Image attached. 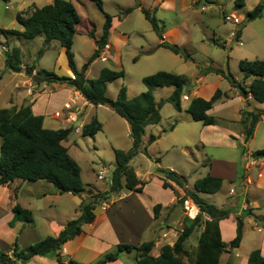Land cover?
Instances as JSON below:
<instances>
[{"label":"trees","instance_id":"trees-1","mask_svg":"<svg viewBox=\"0 0 264 264\" xmlns=\"http://www.w3.org/2000/svg\"><path fill=\"white\" fill-rule=\"evenodd\" d=\"M8 2L9 0H2ZM102 10L101 0H91ZM235 5L241 7L244 0H234ZM139 4H135L138 6ZM264 1H259L250 11L246 13L248 21L258 18L262 15ZM132 8H127L129 12ZM146 20L150 23L152 30L156 35L162 38L161 28L154 14L148 9L140 6ZM104 22L102 25V34L95 39L96 49L94 50L90 61L99 55L100 48L107 43L109 29L111 27V15L103 12ZM16 20L23 26L21 31L15 29H2L3 33L20 35L27 39L38 35H44V43L47 45L51 40H57L63 48L67 57L68 68L74 78L59 77L53 71L39 70L32 74L34 66L26 70L28 76L33 75V80L54 82L67 79L68 84L77 90L88 102L93 105H107L117 115L122 117L129 124L130 137L132 145L129 149L123 150L114 148L115 167L110 176L109 189L104 192L90 194L81 199L78 206L79 215L76 218L68 220L56 236L47 235L37 242L31 243L24 248H19L17 240L13 243L12 254L0 250V264H16L28 262L34 256H50L59 264H88L69 258L64 261L60 252L65 243L83 231V224L91 223L94 218V207L99 199L105 198L108 194H118L122 190L141 192L146 181L140 179L134 168L130 165V160L139 152H145L146 147L142 141V135L145 127L150 124H157L161 120L160 107L163 101L173 104L177 111L181 110L182 88L187 83L188 78L181 73H174L165 70H159L142 77V83L146 89L139 94L127 98L126 87L121 86L116 97L111 98L106 95L107 83L123 77L124 72L108 67L101 68L99 75L93 79H86L84 70L81 71L75 66L74 54L71 50L73 37L79 32L78 24L81 21L77 8L70 0H52L41 7H33L28 14H16ZM241 31L236 32L235 37L239 38ZM94 39L91 30L87 33ZM159 46L164 47L171 52L182 56L185 60L189 54L176 43L162 41ZM6 67L13 72L21 70L20 49L13 47L11 52L5 56ZM239 68L243 73V78L253 77L249 92L252 97L264 103V59H241L238 62ZM207 71H215L218 74L224 73L215 68H202ZM227 78L232 86L238 88L243 94L245 89L231 75ZM173 86V92L166 98L157 102L153 91L156 87ZM223 95L220 89H216L210 99L202 97L191 98L186 112L191 115L195 121H200L203 125L214 124L215 119L208 111L213 107V103ZM227 95V92H224ZM241 123L244 128L245 137L248 139L252 135L255 124L264 115V111L244 110L241 112ZM102 124L96 118L92 117L89 122L82 126V135H93L101 130ZM172 126L169 127L171 129ZM73 131V126L65 128H47L43 125V116L34 114L29 105H22L18 108L0 109V186L13 182L17 179L36 181L45 180L52 183L60 193L79 194L84 190L80 168L75 159H73L63 140ZM157 139L156 135H150L148 143ZM253 158H263L264 148L257 149L252 153ZM161 185L163 188H170L175 197L176 203H182L183 200L190 199L199 209V212L192 218L183 216L182 228L178 233L173 244H164L157 256L151 254L153 247L152 241H143L139 244L118 243L113 251L107 252L95 264H104L118 258L121 252H132L135 254V264H218L223 252H230L238 247L242 239V219H236V234L230 242H224L221 239L219 231V220L229 215V209L217 208L213 204L205 202L197 192L215 193L223 182L220 177L206 174L194 181V191L184 190V196H180L178 191L169 182H174L178 187L183 188L186 180L183 176L177 175L170 169L158 168ZM91 192V191H90ZM175 203V204H176ZM161 204L157 203L153 207L154 218L159 215ZM13 219H22L20 213H25L19 205L14 208ZM27 214V213H26ZM25 214V215H26ZM207 216V218L204 217ZM192 216V215H191ZM264 227V218L259 219ZM197 227H201L196 237V247L189 250L185 246V241L190 237ZM186 258L189 262L185 261ZM230 264V263H227ZM248 264H264V257L259 249L252 250L248 255Z\"/></svg>","mask_w":264,"mask_h":264},{"label":"rangeland","instance_id":"rangeland-1","mask_svg":"<svg viewBox=\"0 0 264 264\" xmlns=\"http://www.w3.org/2000/svg\"><path fill=\"white\" fill-rule=\"evenodd\" d=\"M51 1L9 0L8 2H4L0 0V109L10 107L9 99H13L18 94L23 97V93L26 91L24 88H20L19 80H21V77L11 72L5 65L6 53L11 52L13 47L20 49L21 64H24L21 71L32 80L35 73L32 72L33 75L31 76L26 74V70L31 66H34L37 71L43 69L53 71L59 77L66 78L71 75L67 57L57 40H51L45 45L43 34L27 39L20 35L2 32V29L21 31L23 26L16 20V14H28L33 7H41ZM70 1L75 4L81 16V21L78 24L79 32L74 35L71 48L74 54L76 68L81 71L86 65L84 70L86 79L96 78L103 67L121 69L124 72L123 77L107 83L106 95L108 97H116L121 86L126 87L127 98L139 94L146 89L142 83V77L159 70L174 73L183 72L190 76L198 72V70L193 69L195 67L192 61L183 63L178 57H172L170 55L172 53L169 50L159 49L152 52L147 50L146 52V49H151L159 37L152 30L150 23L146 20L141 10L135 7L136 0H101L103 2L102 10L91 0ZM151 1L141 0L145 5L151 4ZM259 1L261 0H244V5L238 7L232 0H192L191 7L185 5L181 8L180 1L175 0L172 4L173 9L162 7L159 11L155 12L149 7L146 8L145 6V8L154 14L159 28L164 29V23H166V26L170 28H176L177 26L182 31L180 43L178 44L176 42V44L179 46L182 45L183 47H181L185 49L189 57L202 60L205 64L213 61V65L216 66L215 69L224 73L222 75L224 79L219 83V88L223 90L222 93L224 95V92L228 91V87L230 86L227 78L228 74H231L234 78L242 79V71L238 65L239 60L264 59V8L260 17L252 19L251 21H248L246 18V13ZM203 6H205V9L201 8ZM127 8L132 9L126 12L125 10ZM103 12L115 16L120 22L118 30L126 32L129 38L120 45L119 49L112 52V54L108 52L107 56L106 53V61H101L99 55L90 61V57L96 49V44L95 40L87 35V33L91 30L94 36V32L99 33L102 30L104 22ZM230 13H234L238 17L239 23L235 24L225 19V15ZM238 30L241 31V34L239 38H236L235 35ZM201 39H204L203 43L200 42ZM223 40L227 41L226 45L223 44ZM2 46L6 48V51L2 49ZM101 51L102 49L99 50V54ZM109 54L112 55L113 61L114 58H116V61L113 62ZM117 61H119L120 67H116ZM201 72L212 73L207 78L210 81H214L216 79L215 74H218L212 70L206 72L204 69H201ZM11 76L14 78L13 81L10 80ZM15 83L16 87L19 88L11 90L15 86ZM187 86L188 83L182 88L180 100L182 105L187 103V101L183 100V93H188ZM153 94L155 100L160 102L164 97L169 95V87H156ZM250 102L256 105L259 104L253 97L250 99ZM233 105L232 110L227 113L230 117L235 116L237 102H234ZM86 113L88 116L84 118L85 121L89 118L96 117L102 124L101 130L93 135H82L81 132H75L73 130L68 137V143L70 144L68 153L79 165L81 181L85 190L93 188V185L103 187L109 181L116 165L113 149L119 148L127 150L132 144L129 130L127 129V122L111 109L106 106H100L97 109L88 107L86 108ZM160 114L162 122L157 125H148L143 133L144 138H149L152 134H160V139L156 143L154 142L155 144L150 148H147V145H145L146 151L142 153L146 154L139 152L132 158L133 160L131 159V164L140 175H145L147 170L151 171L152 174L148 175L149 178H146L148 181L146 191L152 197L165 202L168 201L170 194L168 191H165L166 189L161 187L159 183L161 179L156 177L158 164L151 155H157L158 161L160 159L161 162L160 167L169 168L175 166L180 173H182V170L183 172L187 171L189 164L185 161V158L191 160V156L184 157L180 155V147L178 146L177 149V147H172L171 145L184 143V141L180 142L178 139L184 138L188 132L192 133L194 137H202L205 132L202 129V125L193 121L188 112L182 111L179 113L170 102L163 101L160 107ZM176 118L179 122H177ZM176 123H178L177 128L175 130H169V126ZM163 128L166 130L164 129L162 131ZM209 149H212L215 155L219 154L225 158H229L228 156L234 153L232 149L223 148L219 152L213 148ZM196 153L201 156L200 152ZM102 166H105L108 172L106 178L101 180L97 178V171ZM199 171L202 172V168L197 166L194 172H189V174L182 173L187 179L189 188L194 192V179L202 177ZM174 188L180 196H184V190H189L185 186L181 190L176 186ZM143 198L147 199L146 196H143ZM52 199L58 200L56 208L52 204L48 206V203H51ZM44 200V207L42 202H39L40 207L43 209L41 214L39 213L38 215L39 219L43 217L44 212L47 216H58L60 212L69 211L76 204L75 199L67 195L55 197L52 193L44 198ZM164 209V212L160 211L163 213L162 218L167 223V234L163 235V239L172 241L176 239L178 232L181 231L183 216L186 215L192 218L193 216L190 215V211L195 212V209L192 207V201L189 198L183 200L182 203L178 202ZM19 215L23 220H26V217L29 216L28 212L20 213ZM162 218L158 219L156 227ZM258 222L261 224L259 219ZM51 229L53 230L52 227ZM200 229L201 227H197L185 241V245L189 250L195 249L197 245L196 236ZM52 230L46 234L53 235ZM40 233L43 234L45 232L40 231ZM242 233L245 236L243 238V245L239 249V254L248 255L252 249L251 247H254V242L257 241L258 233L253 232L248 226H245L244 230L242 227ZM142 239L146 240L147 238L143 236ZM9 240V232L0 226V249H5ZM17 244L19 246L18 242ZM78 256L83 260H88L91 257L85 251H80ZM226 257L227 254H222L219 264H225ZM120 258L123 264H134V252H123ZM184 260L190 263L186 258ZM80 262L93 263L94 261Z\"/></svg>","mask_w":264,"mask_h":264},{"label":"crops","instance_id":"crops-1","mask_svg":"<svg viewBox=\"0 0 264 264\" xmlns=\"http://www.w3.org/2000/svg\"><path fill=\"white\" fill-rule=\"evenodd\" d=\"M174 1L152 0L151 4L145 5L143 2H141V0H136L135 4L138 3L139 5L135 7L140 9V6H146V8L149 7L150 9L157 12L162 7L166 9H173L172 4ZM179 1L181 3L180 5L182 6L181 8H183L185 5L191 7L192 0ZM233 1L234 0H232V2ZM111 18V27L109 29V35L107 39V43L110 48L108 52H110V54H112V52H114L116 49H119L120 45L126 42L129 38V35L126 32L118 30V26L120 24L119 20L116 19V17L113 15L111 16ZM161 32L163 39L159 38L158 41H156L151 47V49H146V52L147 50H150L151 52L159 49L168 50L164 47L159 46V43L162 41H167L169 43H180L182 31L177 26L176 28H170L169 26H166V23H164V29L162 28ZM101 34L102 30L99 33L94 32L95 37L93 40L98 39ZM223 41V44L226 45L227 41ZM200 42L203 43L204 39H201ZM113 46L115 47L112 49ZM171 53L172 54L170 55H172V57H178L182 60L183 63L192 61V64L195 67L192 68L194 70H198V72H195V75L192 76L181 72V74L186 75L188 78V93H183V95L188 96V99H183L184 101H187V103L185 105L181 104V110L179 111V113H181L182 111H186V108L191 98L193 97L210 99L215 90L220 89L219 83L222 81V79H224V76L215 74L216 79H214V81H210L207 78L211 76L212 73L201 72V69L216 68V66L213 65V61H210L209 64H205L202 62V60H198L196 58L189 57V59L185 60L182 56L173 52ZM110 57L112 59V55H110ZM114 61H116V58H114ZM23 67L24 64L22 63L21 68ZM116 67H120L119 61L116 62ZM36 71L37 70L34 67L33 73H36ZM13 73L18 74L21 77V80H19L20 88H24L26 91L23 93V97L18 94L14 96L13 99H9V102L11 104L10 107L18 108L22 105H29L34 114L43 116V125L47 128H65L71 124L70 126H73V130L76 126L79 127L78 131L74 130L75 132H81L82 126L90 121V118L86 121L84 119L88 116L86 113V108L91 107L92 109H97L100 106L108 107L107 105H93L92 103L88 102L77 90H75L68 84L67 79L54 82L37 80L33 81L31 78L27 77L21 70L19 72ZM241 77V80L237 77H235V79L243 86L246 91L245 94H243L238 88L232 86L229 82L230 86L228 87V91H225L228 92L227 95H222L220 98H218L213 103V107L208 111V113L215 119L214 124L203 125L200 121H195L191 118L193 121L202 125V129H204L205 132L202 137H194L192 133L188 132L184 138L178 139L180 140V142L184 141V143H179V145H177L176 143L171 146L177 147V149L179 146L180 155H183L184 157L191 156V160H187L185 158V161H187L189 166L187 171L183 172L182 170L183 174L194 172L196 170V167L200 166L202 168V172L199 171L201 174L200 176L210 174L212 176L220 177L223 179L222 185L217 192H197L198 196H200L205 202L213 204L217 208L230 210L229 215L226 218L219 220L218 222L221 239L224 242L228 243L234 238L236 234V219L237 217H239L240 219H242L243 230L245 229V226H248L253 232L258 233L257 241L254 242V247H251V251L254 249H259L261 255L264 257V227L258 222V219L264 218V157H252V153L255 150L264 148V115H262L260 120L255 124L252 135L248 139L245 137L244 128L241 123V112H243L244 110L254 109L264 111V103L259 102V104L256 105L253 102H250L252 94L249 92V86L253 77L243 78V73L241 74ZM10 80H14L13 76H11ZM166 87H169L170 95L173 92L174 87ZM15 88H19L16 87V83L11 90ZM167 97H164V99H166ZM66 101L71 102V111H64L61 117L55 118L53 112L61 107L62 104ZM234 102H237L235 116L230 117L227 113L232 110ZM108 108L111 109L110 107ZM94 113L96 112L94 111ZM68 114H70V116L73 118L75 117V119L71 122L66 121L65 119L67 118ZM176 120L177 122H179L177 118ZM161 122L162 119L157 124H160ZM170 126H172V128L169 130H175L178 126V123L172 124ZM147 127L148 125L145 127V129ZM127 129L130 133L128 123ZM164 129L165 128H163L162 131H164ZM156 136L157 139L155 141H153L152 143H148V138H144L143 134V144L147 145V148L152 147V145H154L160 139V134ZM68 137L69 135L65 140H63L62 143L69 150L70 144L68 143ZM209 148H213L218 152L223 148L232 149L234 150V153L230 154L228 156L229 158H225L219 154L215 155V152ZM196 152H200L201 156ZM141 154L146 153L141 152ZM156 156L157 155H151V157L155 158V162H157V167L159 168L161 162L160 159L158 161V158ZM132 160H130V165L134 168L137 176L140 179L146 181L142 191L134 192L130 190H122L118 194H108L105 198H103L109 202L106 209H102L99 205L96 206L95 204L94 220L91 223L83 224L82 233L75 238L67 241L63 246L60 255L65 262L67 259L73 258L85 262L94 261L93 263L88 264H95V262L98 259L102 258L107 252L113 251L118 243H131L137 245L143 241L153 242L151 254L153 256H157L164 244H173V242L175 241V239H173L172 241L163 239V233H167V223L162 218L163 213H161L165 211L164 208L175 205L176 197L173 191L170 188H164L166 189L165 191H168L170 194L168 201L165 202L159 201V199H156L148 194L146 191V187L148 184L146 178H149L148 175H151L152 173L150 170H147L145 172V175L138 174L136 168L131 164ZM160 168L173 170L177 175L183 176L186 180L185 187L191 191L185 175L180 173L175 166H171L169 168ZM156 177L160 179V174L158 172H156ZM196 179L197 178H195L194 181ZM169 182L173 186L178 187L174 182ZM109 183L110 179L107 183H105V185H103V187H96L95 185H93V188H89L87 190L84 189L82 192L76 195L69 192L60 193L52 183L41 179L36 181L17 179L8 184L1 185L0 226L7 232H9L10 240L7 247L0 250L5 252L10 251L15 240H17V242L19 243V248H24L28 244L37 242L45 235L47 236L46 233L52 230L51 227L53 228V236H56L68 220L76 218L79 215L80 212L78 210V206L81 202V199L87 197L91 193L94 194L97 192L107 191L109 189ZM159 183L161 185V180L159 181ZM50 193L55 195V197L59 195H67L75 199V207L69 209V211L60 212L58 216H47L44 212V214L42 215L43 217L39 219L38 215L39 213L41 214V211L43 210L40 207L39 202H42V205L44 207V198L49 196ZM143 196H146L147 199H144ZM57 199H52L51 203H48V206H51L52 204V206L56 208L58 204ZM100 200L102 199H99V201ZM157 203L161 204V208L159 210L158 217L154 218L153 207ZM16 205H19L23 210L28 212L29 216L26 217V220L13 219V208ZM192 207L195 209V212L190 211V215L193 216L199 212V209L193 202ZM19 217L22 218L20 215ZM204 217L207 218V216L205 215ZM160 218L162 219L159 220L156 227V223ZM40 231L45 233L42 234L40 233ZM143 236H146L147 239L143 240ZM244 236L245 235L242 233V239L238 247H235L230 252L222 253L227 254L225 264H248V255L251 251L248 253V255L239 254V249L243 245ZM80 251L88 252L91 257L88 260L81 259L78 256ZM122 253L123 252L119 253L117 259L108 261L104 264H123L120 258ZM222 254L220 258L222 257ZM16 264L59 263L50 256H34L26 263L17 261Z\"/></svg>","mask_w":264,"mask_h":264},{"label":"built area","instance_id":"built-area-1","mask_svg":"<svg viewBox=\"0 0 264 264\" xmlns=\"http://www.w3.org/2000/svg\"><path fill=\"white\" fill-rule=\"evenodd\" d=\"M201 8L204 9V6L201 7ZM225 19L227 21L233 22L235 24L236 23H239L238 17L236 15H234V14H227V15H225ZM2 49L6 51V48L4 46H2ZM100 49H102V51L99 54V58H100L101 61H106V59H107L106 58V53H108V51H109V45H108V43L104 44ZM71 77L74 78V75H71ZM183 99H188V96L187 95H183ZM71 109H72L71 102L66 101V102H64L62 104V106L60 108H58L57 110H55L53 112V115H54L55 118H59V117H61L63 115V112L64 111H68L69 112V111H71ZM74 119H75V117L73 118V117L70 116V114H68V116H67V118L65 120L68 121V122H71ZM74 130L75 131H78L79 130V127L76 126L74 128ZM107 172H108V169L105 166H102L97 171V178L98 179H101V180L102 179H105ZM96 204H98L102 209H106L108 207L109 202L107 200H105V199H102V200H100ZM165 234H167V233L166 232L163 233V235H165ZM8 253L11 255L12 254V250L8 251Z\"/></svg>","mask_w":264,"mask_h":264}]
</instances>
